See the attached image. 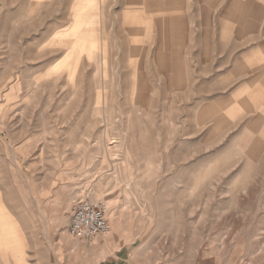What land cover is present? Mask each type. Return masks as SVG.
I'll list each match as a JSON object with an SVG mask.
<instances>
[{"label":"rangeland","instance_id":"374dc122","mask_svg":"<svg viewBox=\"0 0 264 264\" xmlns=\"http://www.w3.org/2000/svg\"><path fill=\"white\" fill-rule=\"evenodd\" d=\"M85 196L131 263L264 264V0H0V264H93Z\"/></svg>","mask_w":264,"mask_h":264},{"label":"built area","instance_id":"2783aa9c","mask_svg":"<svg viewBox=\"0 0 264 264\" xmlns=\"http://www.w3.org/2000/svg\"><path fill=\"white\" fill-rule=\"evenodd\" d=\"M109 207L102 200L88 196L74 201L70 208L67 233L70 237L91 244V241L105 236L110 231Z\"/></svg>","mask_w":264,"mask_h":264},{"label":"crops","instance_id":"0c3cea01","mask_svg":"<svg viewBox=\"0 0 264 264\" xmlns=\"http://www.w3.org/2000/svg\"><path fill=\"white\" fill-rule=\"evenodd\" d=\"M123 249L125 248L122 244H119L118 246L116 244L115 247L101 245L99 244L98 237H96L92 240L89 256H91L93 264H135L129 261V257L127 254L123 253Z\"/></svg>","mask_w":264,"mask_h":264}]
</instances>
